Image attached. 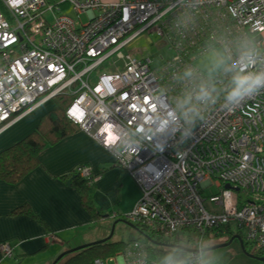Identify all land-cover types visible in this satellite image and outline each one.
Wrapping results in <instances>:
<instances>
[{
	"label": "built area",
	"instance_id": "2783aa9c",
	"mask_svg": "<svg viewBox=\"0 0 264 264\" xmlns=\"http://www.w3.org/2000/svg\"><path fill=\"white\" fill-rule=\"evenodd\" d=\"M68 7L76 18L61 13ZM151 35L172 52L161 65L123 52ZM263 45L264 0H0V134L54 97L75 95L67 117L140 189L120 217L165 239L183 229L198 238L179 261L158 262L137 239L93 264H208L205 235L231 224L264 256V86L227 99L235 75L264 72ZM215 47L222 68L199 71L197 57ZM115 55L122 67L115 61L116 71L90 86L91 73ZM76 174L92 172L80 166ZM209 186L219 191L211 210L201 197ZM0 253L12 258L14 246L3 242Z\"/></svg>",
	"mask_w": 264,
	"mask_h": 264
},
{
	"label": "crops",
	"instance_id": "0c3cea01",
	"mask_svg": "<svg viewBox=\"0 0 264 264\" xmlns=\"http://www.w3.org/2000/svg\"><path fill=\"white\" fill-rule=\"evenodd\" d=\"M101 1L112 3L117 0ZM143 37L151 43L150 37ZM157 46L165 45L157 39ZM44 107L46 104L4 130L0 134V151L32 132L52 105ZM39 160L41 166L18 184L9 185L0 181V244L11 242L14 246L12 258L3 259L0 253V264H52L59 253L85 241L82 230L90 223L91 217L82 207L77 192L71 184L67 185L71 176L76 175L77 167L91 169L95 177L93 203L108 215H113L110 212L112 205H117L119 201L116 192L118 194L122 182L125 189L129 186L135 189L134 183L125 175L127 173L114 167L112 152L81 130L54 146L46 147ZM25 205L45 226L33 218L12 215L13 211ZM133 206L130 202L122 213L130 212ZM48 234H54L57 240L51 241ZM92 239H99V236H92ZM67 243L72 247L65 250ZM54 246L56 249L53 250Z\"/></svg>",
	"mask_w": 264,
	"mask_h": 264
},
{
	"label": "trees",
	"instance_id": "16d2710c",
	"mask_svg": "<svg viewBox=\"0 0 264 264\" xmlns=\"http://www.w3.org/2000/svg\"><path fill=\"white\" fill-rule=\"evenodd\" d=\"M74 99L75 95L68 94H61L54 97L52 99L54 105H52V108L40 118L36 128L33 129V131L7 149L0 151L1 182L9 185L18 184L28 174L41 166L39 155L46 147L54 146L61 140L80 131V127L71 121L66 115V110L74 101ZM94 179V175L85 178L76 174L74 179L71 180L70 184L79 195L81 205L90 215L91 220H95L96 218L105 219L110 217V215L104 213L93 203ZM12 215L33 218L39 224L45 226L40 218L32 212L28 205L16 209L12 212ZM135 227L137 228L139 234L146 236L145 239L147 241L150 240L152 242H156V244H151L148 241L150 243V246L148 245V251L149 256L156 259L158 262H163L166 259H174V261L182 260L183 256L187 252L185 250L188 249L186 246H184L183 242L187 244H193L194 246L196 244V240L191 234L193 232L189 229L180 230L173 234L170 238L165 239L154 233H148L149 231L140 225H135ZM226 234L228 237L233 235L231 232H227ZM209 236V234H206L203 240L205 241L206 238H209ZM128 243L129 242L107 241L100 245H93L66 255L67 259L64 261V264H93L94 260L96 259L104 260L107 258L116 257L120 252L123 251ZM162 244L176 245L185 249L163 247ZM244 246L248 253H251L257 257H264L258 251L251 252L249 250L250 246L246 242H244ZM87 251H89V255L86 254ZM205 259L208 264H215L210 262L208 258ZM257 264H259V262H257Z\"/></svg>",
	"mask_w": 264,
	"mask_h": 264
},
{
	"label": "rangeland",
	"instance_id": "374dc122",
	"mask_svg": "<svg viewBox=\"0 0 264 264\" xmlns=\"http://www.w3.org/2000/svg\"><path fill=\"white\" fill-rule=\"evenodd\" d=\"M61 13L66 14L72 18H76L75 13L69 7L62 10ZM48 19L49 20L52 19L51 14L48 15ZM80 20L82 23L86 22L87 17L85 15H81ZM149 37L151 38V43H148L147 39L142 36L139 39H137V41H134L128 48L124 49L123 52L129 53L131 56H136V57L148 56L152 59V67L159 66L163 63V61L169 58L172 52L168 49L167 46H161V47L157 46V39H156L157 37L155 35H151ZM260 51L261 52L264 51V45ZM116 57L117 55L110 57L105 62H103L95 71L91 73L90 81H89L90 86H93L96 83L97 78L100 74L102 73L110 74L116 71V68L113 65V63L117 61ZM224 63H225V55H224L223 49L221 47H215L210 52H207L201 56H198L194 65L201 72H205L209 74H216L220 71ZM117 65L119 68H121L122 62L117 61ZM51 105H54V103L50 102L46 104V107L51 106ZM125 175L128 177V179H130L132 183H134L135 189L130 186L125 189V184L122 182V185L120 186L118 194L116 192V196L117 195L119 196V201L117 205H112L113 210L110 211L112 214H116L118 216L113 217L112 215H110V217L105 218V219H102V218L100 219L96 218L95 220L92 219L90 223L85 225L84 229L82 230V237L84 238L85 241H83V243H80L78 245H74L73 247L72 245H70V243H67V245L65 246V250H67V247L75 248L80 245H85V244L93 243L98 240L104 239L105 237L109 235L112 224L118 220L119 221L115 225L112 238L109 241L130 243L131 240L138 239L139 241L144 242L150 246V243L144 238L143 235L139 234L137 230L128 226L126 224L127 221H125L123 217H120L122 214H124L122 212H125L128 206H130V202L132 203V205H134V203L140 197L139 196L140 189L137 186L134 179L132 178V176L129 175L128 173ZM136 191L138 192L137 194H136ZM218 192H219L218 189L215 188L214 186H209L201 191V197L202 199H204L203 206L206 209L211 210V204L209 203V197L211 195L218 194ZM237 194H238L237 192L233 191L234 198L237 196ZM114 203H116V201ZM230 232L233 233V235L237 234V229L235 225L231 224ZM191 234H192V237L196 240L197 239L196 234L195 233H191ZM92 236H99V239H92ZM227 238H228L227 234H223L219 236L210 235L209 238H206L205 241L203 240V244H202L203 249L207 247H211L213 245L220 244L221 242L225 241ZM183 244L188 249H192L194 246L193 244H187L185 242H183ZM236 244H237V241L233 242L230 246H227L225 248L216 249V250L209 251V252H204V256L205 258H208L210 262H213L215 264H257L255 260L249 259L246 255H244ZM52 249L54 250L56 249V247L54 246V248ZM249 250L251 252H255V250L252 247H250ZM61 253H59L54 258V260ZM86 254L89 255V251H87ZM66 259H67V256L60 259L56 264H64L65 263L64 261ZM119 261H120L119 258H116V259L114 258L111 261H108L107 264H117V262Z\"/></svg>",
	"mask_w": 264,
	"mask_h": 264
},
{
	"label": "water",
	"instance_id": "95a60500",
	"mask_svg": "<svg viewBox=\"0 0 264 264\" xmlns=\"http://www.w3.org/2000/svg\"><path fill=\"white\" fill-rule=\"evenodd\" d=\"M75 175L71 176L70 180L67 181V185H70V181L72 179H74ZM225 188H230V186L226 185ZM118 221H115L112 226H111V229H110V233L107 237H105L104 239H101V240H98L96 242H93V243H89V244H85V245H81V246H78V247H75V248H71V249H68L67 251L61 253L56 259L55 261L52 263V264H56L60 259H62L64 256L68 255V254H71L73 252H76V251H79V250H82L84 248H88L90 246H93V245H100L102 243H105L107 241H109L111 238H112V235H113V232H114V228H115V225ZM126 224L128 226H130L131 228L137 230V228L135 227V225H133L132 223H128L126 222ZM146 236H144L145 238ZM237 240L238 243H239V246H240V249L242 251V253L244 255H246L249 259H253V260H256V261H259L261 262L262 264H264V257H257L251 253H248L246 250H245V246H244V242H243V239L239 236V235H234L232 236L229 241L225 242V243H220V244H217V245H213L211 247H207V248H204L203 249V252H209V251H213V250H216V249H221V248H225L227 246L230 245V243L233 241V240ZM151 244H156V242H152L150 240H148ZM160 245V244H159ZM163 247H175V248H179V249H185V248H182L180 246H176V245H170V244H162ZM185 251H190V249H186Z\"/></svg>",
	"mask_w": 264,
	"mask_h": 264
},
{
	"label": "clouds",
	"instance_id": "9594fccd",
	"mask_svg": "<svg viewBox=\"0 0 264 264\" xmlns=\"http://www.w3.org/2000/svg\"><path fill=\"white\" fill-rule=\"evenodd\" d=\"M232 83L234 86L228 93L227 99L237 101L246 95L255 93L264 86V72L237 74L232 78ZM207 95V92H203V97H207Z\"/></svg>",
	"mask_w": 264,
	"mask_h": 264
},
{
	"label": "flooded vegetation",
	"instance_id": "af4514ba",
	"mask_svg": "<svg viewBox=\"0 0 264 264\" xmlns=\"http://www.w3.org/2000/svg\"><path fill=\"white\" fill-rule=\"evenodd\" d=\"M114 215V214H113ZM112 215V216H113ZM116 215V214H115ZM113 217H117V215L116 216H113ZM232 236H234V235H232ZM232 236H230V237H228L225 241H223V242H221V243H225V242H227V241H229V239L232 237ZM235 241H237V240H233L231 243H230V245L233 243V242H235ZM229 245V246H230ZM238 247H239V249H240V246H239V243H238V241H237V244H236ZM241 250V249H240ZM255 262H256V260H255ZM257 262H259V261H257ZM259 264H262L261 262H259Z\"/></svg>",
	"mask_w": 264,
	"mask_h": 264
}]
</instances>
